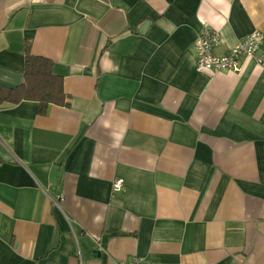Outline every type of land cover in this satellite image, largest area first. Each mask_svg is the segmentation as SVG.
Listing matches in <instances>:
<instances>
[{
	"label": "crops",
	"instance_id": "1",
	"mask_svg": "<svg viewBox=\"0 0 264 264\" xmlns=\"http://www.w3.org/2000/svg\"><path fill=\"white\" fill-rule=\"evenodd\" d=\"M205 26L225 54L264 0H0V85L30 42L70 103L0 106V264H264V49L200 73Z\"/></svg>",
	"mask_w": 264,
	"mask_h": 264
},
{
	"label": "built area",
	"instance_id": "2",
	"mask_svg": "<svg viewBox=\"0 0 264 264\" xmlns=\"http://www.w3.org/2000/svg\"><path fill=\"white\" fill-rule=\"evenodd\" d=\"M221 45L220 32L205 26L195 42L196 70L200 73L217 74L221 72L240 73L243 69L242 59L257 57L264 49V32L253 31L239 40L227 53L218 55L216 49ZM262 64V58H257ZM125 186L123 179L113 182V192L121 191ZM49 199L55 207L62 211L63 195L52 196ZM119 264H153L143 258L134 257Z\"/></svg>",
	"mask_w": 264,
	"mask_h": 264
},
{
	"label": "trees",
	"instance_id": "3",
	"mask_svg": "<svg viewBox=\"0 0 264 264\" xmlns=\"http://www.w3.org/2000/svg\"><path fill=\"white\" fill-rule=\"evenodd\" d=\"M30 48L31 43H26L21 84L15 88L0 85V106L35 102L40 115L45 114L51 105L69 106L63 77L54 72L51 60L32 55Z\"/></svg>",
	"mask_w": 264,
	"mask_h": 264
}]
</instances>
